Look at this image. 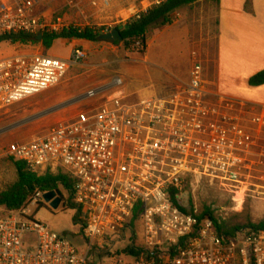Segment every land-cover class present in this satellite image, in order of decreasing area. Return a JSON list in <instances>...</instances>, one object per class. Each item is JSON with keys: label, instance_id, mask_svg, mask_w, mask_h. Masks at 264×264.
<instances>
[{"label": "built area", "instance_id": "2783aa9c", "mask_svg": "<svg viewBox=\"0 0 264 264\" xmlns=\"http://www.w3.org/2000/svg\"><path fill=\"white\" fill-rule=\"evenodd\" d=\"M44 1L0 0V34L82 29L63 18L36 17L34 7ZM81 3L66 0L83 17ZM102 3L90 0L89 6ZM86 58L74 48L67 60L41 53L1 59L0 107L50 90ZM191 60L188 83L170 94L131 102L121 78L105 79L85 91L74 117L54 123L45 137L8 145L7 156L37 177L62 174L75 183L72 203L84 221L80 235L87 249L79 252L28 213L42 204L46 193L38 191L0 219V264H90L93 247L116 241L137 206L149 259L125 263L116 257L111 264H264V231L219 238L211 220L198 221L170 201V190L180 192L190 179L264 196V108L227 99L210 103L201 57L194 51Z\"/></svg>", "mask_w": 264, "mask_h": 264}, {"label": "rangeland", "instance_id": "374dc122", "mask_svg": "<svg viewBox=\"0 0 264 264\" xmlns=\"http://www.w3.org/2000/svg\"><path fill=\"white\" fill-rule=\"evenodd\" d=\"M46 1V4L38 10L45 20L53 21L56 18H63L71 26L78 25L82 29L96 28L106 34L133 18L135 12L148 10L163 0H144L143 7L140 2L133 4L134 0H106V3H102L99 8L90 7V0H81L80 11L83 17L79 10L69 9L66 0ZM218 6L219 0H201L194 6L183 7L173 13L174 22L179 23L188 19L187 14L202 18L199 22L198 38L201 37L204 42L210 38L209 45L206 43L202 45L204 52L200 51L203 60V76L207 80H211L212 77V63L207 62L205 52L209 50L210 55H213ZM249 7L250 0H246L245 9L249 10ZM208 12L214 13L213 19L207 15ZM207 18H209L208 36ZM159 29L162 30L161 28L150 29L148 36ZM74 48L82 49L87 58L80 66L72 68L57 86L11 106L0 107V191L16 180L15 168L6 153L8 145L45 137L54 123L74 117L79 109L78 101L85 91L105 79L119 77L125 86L130 85L143 92L156 91V86L167 82L168 75L165 72L172 71L173 61L180 60L182 57L186 59L187 56L190 58L191 52V46L183 36V30L173 27L161 38L147 43L148 61L146 63H143L144 53L137 52V49H140L137 45L129 51H126L121 43L117 45L102 42L90 43L83 48L77 40H57L48 51L40 45L23 46L0 42V60L15 55L36 53L67 60ZM133 66L137 67L129 71ZM248 89L251 88L245 84L239 89L240 92L235 89V93L244 95ZM94 105H100V103L96 102ZM252 190V188L245 189L243 186L238 188L224 186L210 179H190L179 194V203L187 211L193 210V214H200L206 208L221 218L246 212L252 222H258L264 218V196H258ZM63 195V206L60 205L56 210L42 200L40 207L35 210L30 208L28 213L34 214L35 220L49 227L54 233L66 237L79 252L86 251L87 247L80 235L81 227L72 221L75 211L69 208L65 192ZM5 215L6 213L0 209V219ZM143 239L142 224L138 221L133 228L128 227L122 232L113 243L103 244L101 247L94 246L90 253L91 262L92 264H111L114 258L120 257L125 263H129L133 260L125 256L122 253L123 250L132 243L144 247Z\"/></svg>", "mask_w": 264, "mask_h": 264}, {"label": "crops", "instance_id": "0c3cea01", "mask_svg": "<svg viewBox=\"0 0 264 264\" xmlns=\"http://www.w3.org/2000/svg\"><path fill=\"white\" fill-rule=\"evenodd\" d=\"M46 2L45 0L34 7V15L39 19L45 20L40 16L38 10ZM245 2L246 0H219L218 11H216L218 23L213 38V55H210L209 50L205 52L207 62L212 63V77L211 80L205 79L204 76L203 78L207 84V101L210 103H216L219 99H227L240 101L259 110L264 108V86L250 87L251 89L246 90L244 95L235 93V89L239 91L252 76L264 70V0H250L249 10L245 9ZM187 15L186 21L174 22L172 25L162 27V30L159 29L147 36V43L161 38L170 28L177 27L183 30V36L191 46L190 58L187 56L186 59L182 57L180 60L173 61L172 71L165 72L168 75L167 82L156 86V91L145 90L146 92H143L130 85H124L122 91L125 100L133 102L147 96L167 95L188 83L192 65L191 54L194 51L199 55L200 51L204 52L202 45L204 43L209 45L210 38H207L205 42L201 40V37L198 38L199 22L202 18L198 15ZM207 15L213 19L214 13L210 12L209 14L208 12ZM208 21L209 18L206 23L207 36L209 34ZM77 41L83 48L90 44L86 41ZM144 56L143 63H146L148 61L146 48ZM161 59L164 61L163 57ZM136 67L133 66L129 71H133ZM223 88L226 89L223 90Z\"/></svg>", "mask_w": 264, "mask_h": 264}, {"label": "trees", "instance_id": "16d2710c", "mask_svg": "<svg viewBox=\"0 0 264 264\" xmlns=\"http://www.w3.org/2000/svg\"><path fill=\"white\" fill-rule=\"evenodd\" d=\"M199 1L201 0H163L159 5L153 6L145 13L140 14L139 18L133 17L125 24L117 26L116 28L122 27L120 35L122 37L121 44L123 45V48L126 51H129L132 50L133 46L138 45L140 49H137V52L143 54L148 41L147 36L150 29L172 25L175 21V18L173 17L175 11L183 7H191ZM102 34L103 31L96 28H83L80 30L70 28L59 34H43L41 42H36L34 40L35 37L33 36L22 34L0 35V42L23 46L40 45L45 51H48L57 40H80L88 43H98V37ZM117 44L119 43L116 42L115 45ZM247 84L251 88L264 86V70L252 76ZM9 161L15 168L16 180L12 185L0 191V209L6 213L5 217L24 208L32 196L38 191L44 192L47 195L55 194V196L61 200V203L64 198L63 192H65L70 205L69 208L75 211L72 220L73 223L75 225H80L81 228L83 227L84 221L81 220L79 211L72 203V194L75 183L68 176L62 174H45L37 177L30 173L22 162H16L11 158H9ZM186 184L187 182L183 185L182 190ZM180 192L174 189L170 190L171 203L182 213L190 214L198 221H201L204 218L211 220L215 233L219 238L232 239L238 232L243 230L264 231V218L258 222H252L250 216L246 212L233 214L227 218H221L217 217L214 212L206 208L200 214H193V210L187 211L180 205L179 200L176 199V196L179 195ZM41 205L42 204H39V207ZM140 219L141 207L137 206L132 217L128 220L127 228H133ZM122 253L133 261L149 259L151 254V252L144 247L137 246L134 243L125 248ZM116 255L118 256V253H116ZM90 264H92V262Z\"/></svg>", "mask_w": 264, "mask_h": 264}, {"label": "water", "instance_id": "95a60500", "mask_svg": "<svg viewBox=\"0 0 264 264\" xmlns=\"http://www.w3.org/2000/svg\"><path fill=\"white\" fill-rule=\"evenodd\" d=\"M121 29L122 27H118L106 34H102L101 36L98 37V41L106 44H114L116 42L121 43L122 42V37L120 35ZM41 39H42L41 35H37L34 38L36 42H41ZM55 197H56L55 194H51V195L46 194L43 198L45 203L49 204V206L54 210H56L61 204V200L58 197L56 198Z\"/></svg>", "mask_w": 264, "mask_h": 264}]
</instances>
